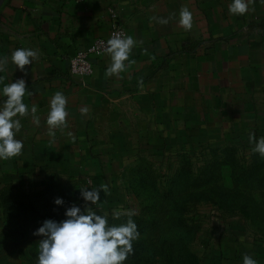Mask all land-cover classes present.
Returning a JSON list of instances; mask_svg holds the SVG:
<instances>
[{
    "label": "crops",
    "instance_id": "crops-1",
    "mask_svg": "<svg viewBox=\"0 0 264 264\" xmlns=\"http://www.w3.org/2000/svg\"><path fill=\"white\" fill-rule=\"evenodd\" d=\"M230 3L6 0L0 10V56H8L9 63L0 75L5 83L25 79L32 93L25 103L37 106L40 122L31 115L20 118L17 138L24 149L0 161V188L10 176H98L99 166L122 169L141 158L158 164L162 154L234 143L243 118L257 132L264 119V2L250 0L244 15L230 14ZM183 7L193 14L191 30L179 24ZM116 21L136 40L134 63L109 76L110 55H94V76H73L71 60L107 38ZM21 47L39 53L24 72L10 62L11 52ZM57 91L68 100L67 127L51 136L46 119ZM84 107L87 114L80 111ZM239 229L222 223L202 264H243L245 254L264 264V237Z\"/></svg>",
    "mask_w": 264,
    "mask_h": 264
},
{
    "label": "rangeland",
    "instance_id": "rangeland-1",
    "mask_svg": "<svg viewBox=\"0 0 264 264\" xmlns=\"http://www.w3.org/2000/svg\"><path fill=\"white\" fill-rule=\"evenodd\" d=\"M260 120L259 130L253 132L248 118H243L244 125L234 143L222 146L236 144L239 155L229 156L228 163L219 169L214 167L213 176L201 173L208 163L216 158L221 160L219 151L213 152L218 147L192 149L186 161L162 154L158 158L161 163L138 166L153 176H132L129 170L137 165L122 169L100 166L102 174L74 176L76 180L70 179L73 176H59L60 180L53 181L50 187L49 182L44 183L49 176H10L8 184L15 188L0 197V264H36L42 237L33 232L45 220L38 224L33 217L24 216L27 207L32 206L40 213L46 208L51 213L50 219L60 221L70 207L65 199L83 207L80 188L90 190L102 184H107L108 190L101 191L93 211L106 215L109 223L115 225L127 221V212L135 213L131 219L136 222L140 236L133 243L134 254L124 264H202V255L222 223L239 226L242 233L264 237V156L253 151L255 145L249 140L251 133L257 139L264 137V119ZM231 160H235V168ZM191 168L194 176L189 175ZM70 184L78 187L76 194L63 198L62 206L54 204L61 197L59 192L40 194L41 190ZM117 211L122 213L119 219L113 217ZM20 226L25 228L23 238Z\"/></svg>",
    "mask_w": 264,
    "mask_h": 264
},
{
    "label": "clouds",
    "instance_id": "clouds-1",
    "mask_svg": "<svg viewBox=\"0 0 264 264\" xmlns=\"http://www.w3.org/2000/svg\"><path fill=\"white\" fill-rule=\"evenodd\" d=\"M250 0H231L229 13L244 15L249 10ZM264 2V0H262ZM175 15V14H173ZM159 24L166 25L169 18L152 17ZM179 24L185 30L193 28V14L187 8L179 12ZM136 44L133 36H122L115 33L108 41L106 51L111 57V63L106 68L109 76L119 75L134 63L130 55ZM39 53L32 48H16L11 52L10 62L20 71H25L26 65H32ZM127 61V64L125 63ZM9 63L8 56H0V73H4ZM5 77L0 75V161L10 160L19 156L24 149V142L17 138L22 129L21 117L31 115L33 122L39 124L37 106L29 107L25 97L32 93L23 78L5 83ZM68 100L63 92L57 91L49 102L46 123L49 134L55 135V130L67 127ZM82 114H87L88 108H81ZM68 135H71L69 132ZM250 143H254L253 151L264 156V137L256 138L254 133L249 136ZM108 185L80 188L83 207L72 203L64 212L65 219L57 221L46 219L33 232L40 236L36 264H124L128 256L134 254L133 243L140 233L136 222L131 219L134 212H127L125 223L110 224L106 215H100L92 210V206L100 200L101 191H107ZM57 206L64 205V199L54 200ZM122 213L117 211L113 217L119 219ZM243 264H258L257 260L245 254Z\"/></svg>",
    "mask_w": 264,
    "mask_h": 264
},
{
    "label": "trees",
    "instance_id": "trees-1",
    "mask_svg": "<svg viewBox=\"0 0 264 264\" xmlns=\"http://www.w3.org/2000/svg\"><path fill=\"white\" fill-rule=\"evenodd\" d=\"M219 147L216 149H213V152L219 151L221 160L216 158L215 161L208 163L207 164L208 167L205 168L206 172L204 170L201 173V175L206 173L205 175L208 174L207 176H209V175L213 176L215 169H219L220 165L228 163L229 156L234 158L236 154L239 155V148L237 147L236 144H229V145L224 146V147H222V146H219ZM207 148H209V147H207ZM213 148H215V147H213ZM189 155H190V153L188 152V153L178 154V155H176V157L181 158V159L186 161V159H189L191 157ZM224 158H226V160H224ZM231 163H232L233 168H235V160H231ZM237 163L239 164V161ZM187 164H189V163H187ZM135 165H137V166H135V167L132 166V168L129 170L132 176H151V175L153 176L154 175L151 172H146L145 169H139L138 168V166H144V165L155 166V163L151 162L149 159L141 158V159H139L138 163H136ZM214 167H215V169H214ZM99 168L101 169L100 166H99ZM188 172H189L190 176L192 174H193V176L195 175L192 168L188 169ZM243 173H246V171L244 170ZM47 176H49L48 181L46 180V182H44V183L48 184V182H49V184H50V185L48 184L49 187L51 186V184H53L52 183L53 181L58 180V179L60 180V177L58 174L52 173V174H49ZM238 176H240V175H238ZM242 177H247V176H242ZM70 179L76 180L74 176L70 177ZM98 181L101 182L100 179H98ZM44 183L42 182L40 185L43 186ZM12 185L13 184H5L3 187H1V189H0V197L1 198L8 195L7 192L9 190H11L12 188H15ZM55 188L59 189V190H54ZM75 188H78L77 186H75V184L64 185V186L56 185L55 187H51V188L41 190L40 194L41 195H49V194L54 193V191H57V192H59V195H61L62 198H67V196H71V195L74 196L76 194ZM65 201H66L67 205L71 206V204H72L71 200L65 199ZM23 214H24V216L29 217V219H32L31 217H33L34 218L33 221H35L38 224H41V222H43V220L50 219V217H51V213L48 212L46 210V208H43V212L40 213V211H38L37 209H35L32 206L27 207L25 209V211H23ZM125 217H127V216H125ZM21 229H23V233L20 234V237L23 238L25 236V228L21 227Z\"/></svg>",
    "mask_w": 264,
    "mask_h": 264
},
{
    "label": "built area",
    "instance_id": "built-area-1",
    "mask_svg": "<svg viewBox=\"0 0 264 264\" xmlns=\"http://www.w3.org/2000/svg\"><path fill=\"white\" fill-rule=\"evenodd\" d=\"M120 33L127 36L126 30L116 21L112 33L107 38L98 39L88 50L78 52L71 60V74L80 78H91L94 76V66L91 57L94 55L103 56L108 54L106 51L107 41L115 34Z\"/></svg>",
    "mask_w": 264,
    "mask_h": 264
},
{
    "label": "water",
    "instance_id": "water-1",
    "mask_svg": "<svg viewBox=\"0 0 264 264\" xmlns=\"http://www.w3.org/2000/svg\"><path fill=\"white\" fill-rule=\"evenodd\" d=\"M5 1L6 0H0V10H1L2 6L4 5Z\"/></svg>",
    "mask_w": 264,
    "mask_h": 264
}]
</instances>
